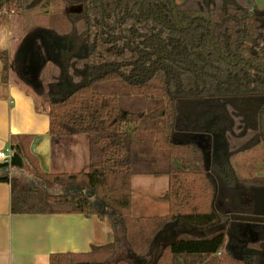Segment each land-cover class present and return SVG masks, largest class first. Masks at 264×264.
<instances>
[{
    "label": "trees",
    "instance_id": "1",
    "mask_svg": "<svg viewBox=\"0 0 264 264\" xmlns=\"http://www.w3.org/2000/svg\"><path fill=\"white\" fill-rule=\"evenodd\" d=\"M173 1L177 20L170 0H84L80 12L45 13L11 57L0 52L2 81L12 73L41 99L49 132L88 145L86 169L49 173L32 137L12 135L11 160L0 162L11 212L96 216L113 236L87 252L51 254L49 264H146L133 257L176 229L198 236L172 237L148 264H264V221L250 217L264 192L252 169L264 162V9L254 0ZM47 4L0 0V13ZM246 102L258 110L238 109ZM135 175L167 176L164 215H132Z\"/></svg>",
    "mask_w": 264,
    "mask_h": 264
},
{
    "label": "crops",
    "instance_id": "2",
    "mask_svg": "<svg viewBox=\"0 0 264 264\" xmlns=\"http://www.w3.org/2000/svg\"><path fill=\"white\" fill-rule=\"evenodd\" d=\"M264 9V0H254ZM16 15L0 13V52L11 57L21 36ZM0 60V151L9 148L12 135L32 137L30 149L42 170L76 172L88 163L87 138L83 135L51 134L47 112L36 105L32 91L11 73L2 81ZM30 173L28 170H25ZM133 182L131 179L132 200ZM132 203V201H131ZM167 212L163 201L142 203L132 215L160 216ZM113 239L106 221L81 214H15L10 210V185L0 182V264H49L54 253H83L92 245Z\"/></svg>",
    "mask_w": 264,
    "mask_h": 264
},
{
    "label": "rangeland",
    "instance_id": "3",
    "mask_svg": "<svg viewBox=\"0 0 264 264\" xmlns=\"http://www.w3.org/2000/svg\"><path fill=\"white\" fill-rule=\"evenodd\" d=\"M66 7H73L71 4H67L63 2L62 0H53L47 8V11L40 9V8H33L29 11H24L21 12L19 15H16L17 18H15L18 23H20L21 28L26 29L24 32L21 31V36L16 37V41H19L21 37H23L24 33L32 26L34 25H45L47 23V15L45 13L47 12H55V11H61L65 9ZM12 74V73H11ZM13 75V74H12ZM14 76V75H13ZM27 88V87H26ZM29 90V89H28ZM31 91V90H30ZM36 97V105L38 108L45 110L46 112L48 111V107L45 106L41 99ZM201 144L204 142V138L200 137L198 139ZM203 145V144H202ZM216 146V145H215ZM253 173L256 171L258 175H264V162L256 163V165L252 166ZM251 169V170H252ZM134 177V182H133V200L132 204L133 207L136 208L142 203L144 204H149L152 201H162L160 199V196L166 191L168 187V178L165 175H135ZM52 192H60L61 188L58 187H52L51 189ZM256 197L257 201V206H256V214H251L250 217L252 218L251 220L254 221H259L263 220L264 221V206L260 203L261 199L263 198L260 196ZM259 201V202H258ZM98 205H100V201H96ZM165 203V202H164ZM166 205V203H165ZM167 206V205H166ZM175 234H171V232L167 233L162 237V241H158L154 243L153 248L151 251L145 256L143 260H139L137 257L134 258V262H139V261H144L146 264L152 263L153 259L155 258L156 254V248L160 245H162L165 241L174 238H181V237H189V236H198L197 231H193L192 233H188L189 235L186 234V232H178V229L173 232ZM125 250L122 249V251L119 253H124ZM136 260V261H135Z\"/></svg>",
    "mask_w": 264,
    "mask_h": 264
},
{
    "label": "flooded vegetation",
    "instance_id": "4",
    "mask_svg": "<svg viewBox=\"0 0 264 264\" xmlns=\"http://www.w3.org/2000/svg\"><path fill=\"white\" fill-rule=\"evenodd\" d=\"M53 0H48V4H47V6L43 9V10H45V11H47V8H48V5L52 2ZM63 2H65V3H67V4H71V5H73L74 6V8L73 7H71V8H69V7H66L65 9H63V10H65V11H70V12H80V11H82V10H84V8H85V2H84V0H62ZM176 10V9H175ZM62 11V10H61ZM56 12V11H55ZM47 13H54V12H47ZM173 15H174V10H173ZM175 18V17H174ZM176 19V18H175ZM177 20V19H176ZM246 104H249V103H245V105ZM245 105L243 106V107H239L238 109H240V110H250V109H243L244 107H245ZM250 105V104H249ZM250 106H252V105H250ZM252 107H254V108H256V110H251V111H257L258 110V108L257 107H255V106H252ZM262 124H264V118H263V120H262V123H261V130H260V132H261V135H262V137H263V134H262ZM211 138H210V140H211V142H212V147H215V145H216V143L218 142V141H216L215 140V138L216 137H213V136H210ZM263 139H264V137H263ZM206 141H209V139H207V140H205V138H204V142H206ZM199 143H201V142H199ZM219 157H220V159H221V155H219ZM256 165V163L254 164V166ZM255 174V176H257V177H263L264 175H258V174H256L257 172L255 171L254 172ZM219 189V191H224V188L222 187V186H220V187H218ZM261 193H262V191H261ZM261 193H260V191L259 192H255V194H254V201L257 203V201H256V197L258 196L259 198L258 199H260V196H262L261 195ZM262 194H264V192L262 193ZM241 199H240V203H243V204H245L246 202H247V200L248 199H246L244 196H242L241 195V197H240ZM259 202V201H258ZM260 203L262 204V206H264V199L262 200V201H260Z\"/></svg>",
    "mask_w": 264,
    "mask_h": 264
},
{
    "label": "built area",
    "instance_id": "5",
    "mask_svg": "<svg viewBox=\"0 0 264 264\" xmlns=\"http://www.w3.org/2000/svg\"><path fill=\"white\" fill-rule=\"evenodd\" d=\"M2 13L6 14L5 11H3ZM12 155L13 151L10 148H7L4 151H0V162L9 163Z\"/></svg>",
    "mask_w": 264,
    "mask_h": 264
},
{
    "label": "water",
    "instance_id": "6",
    "mask_svg": "<svg viewBox=\"0 0 264 264\" xmlns=\"http://www.w3.org/2000/svg\"><path fill=\"white\" fill-rule=\"evenodd\" d=\"M172 8L174 10V17L177 19V14H176V10H175V4L173 0H170ZM243 109H250V110H256V108L250 106L249 104H246L245 107ZM262 134L264 137V124H262Z\"/></svg>",
    "mask_w": 264,
    "mask_h": 264
}]
</instances>
